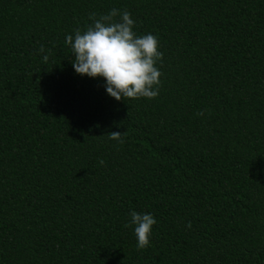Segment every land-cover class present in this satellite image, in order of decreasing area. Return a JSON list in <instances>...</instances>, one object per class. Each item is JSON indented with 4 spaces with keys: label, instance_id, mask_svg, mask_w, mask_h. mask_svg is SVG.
<instances>
[{
    "label": "trees",
    "instance_id": "trees-1",
    "mask_svg": "<svg viewBox=\"0 0 264 264\" xmlns=\"http://www.w3.org/2000/svg\"><path fill=\"white\" fill-rule=\"evenodd\" d=\"M113 8L159 41L154 99L72 67ZM0 264H264V0H0Z\"/></svg>",
    "mask_w": 264,
    "mask_h": 264
},
{
    "label": "clouds",
    "instance_id": "clouds-1",
    "mask_svg": "<svg viewBox=\"0 0 264 264\" xmlns=\"http://www.w3.org/2000/svg\"><path fill=\"white\" fill-rule=\"evenodd\" d=\"M89 19L93 23L85 31L76 29L74 36H66L75 73L91 79L103 78L107 94L116 101L156 98L162 76L156 65L163 59L157 37L151 33L137 35L133 30L135 21L127 10L120 12L113 8L98 18L95 13L90 14ZM45 51L41 46L39 52ZM43 59L47 62L48 56L44 55ZM198 115L202 116L203 112ZM122 135L121 132L107 134L111 140L120 143H123ZM100 163L104 162L101 160ZM130 217V223L124 227L134 226L136 247L144 250L150 244L151 230L157 221L151 214L136 211H132ZM187 226L191 228V223Z\"/></svg>",
    "mask_w": 264,
    "mask_h": 264
}]
</instances>
